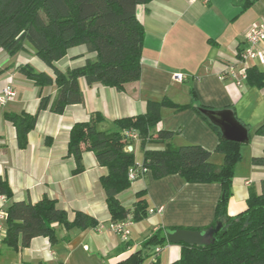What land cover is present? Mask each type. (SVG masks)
<instances>
[{
    "label": "crops",
    "instance_id": "1",
    "mask_svg": "<svg viewBox=\"0 0 264 264\" xmlns=\"http://www.w3.org/2000/svg\"><path fill=\"white\" fill-rule=\"evenodd\" d=\"M244 1L152 0L139 5L136 17L144 27L139 80L116 90L99 84L90 87L81 78L78 84L82 102L67 106L61 114L38 112L40 98L53 97L56 89L53 85L35 86L18 71L19 66L30 65L52 75L34 50L25 45L12 56L0 50V70H4L0 91L10 84L16 92L13 100L0 106V177L13 193L0 205L6 209L13 201L35 203L46 196L56 200L69 220L81 211L98 222L95 228L86 230H66L56 225L54 243L36 237L29 247L16 251L2 245L0 264H117L138 251L150 255L141 264H155L152 254L157 248L161 249L157 264H170L179 259L180 245L165 240L161 247L143 246L152 233L160 228L203 229L214 221L215 207L222 196L219 184H188L177 175L154 180L148 171L132 181L118 199L125 208H131L135 194L145 189L149 209L162 207L161 211L148 214L140 222L131 221L125 240L113 233L99 181L107 169L86 151L82 154L83 171L74 175L76 162L67 156L71 128L88 121L93 112H99L110 127L115 119L144 114L149 101L167 99L179 105L192 104L194 108L180 112L162 107L158 128L175 132L172 143L204 148L210 152V161L220 165L223 156L215 151L218 135L195 108L230 110L245 125L249 141L240 145L241 160L234 171L228 215L245 209L250 188L261 193L264 166L253 165L252 159L264 151V137L255 134L264 123V88L249 86L245 79H240L239 86L235 81L237 54L245 47L244 33L251 25L264 23V0L246 8L242 7ZM259 46L264 50V42ZM86 58L92 56L84 46L74 47L55 66L64 71L83 65ZM250 65L264 73V64L259 61ZM230 67H235L233 73ZM175 74L182 75L183 81H175ZM21 112L37 113L25 149L17 147L15 128L4 118L5 113Z\"/></svg>",
    "mask_w": 264,
    "mask_h": 264
},
{
    "label": "trees",
    "instance_id": "2",
    "mask_svg": "<svg viewBox=\"0 0 264 264\" xmlns=\"http://www.w3.org/2000/svg\"><path fill=\"white\" fill-rule=\"evenodd\" d=\"M150 1L0 0V50L12 56L24 50L26 43L33 48L36 57L51 69L52 75L38 72L30 65L19 66L18 71L35 86L53 85L54 96H42L38 112L48 110L61 114L67 106L82 102L78 84L81 78L90 87L99 84L116 90L139 80L144 27L136 17V8ZM255 1L245 0L242 7ZM78 46H84L92 58H86L81 66L59 70L55 63L62 60L69 49ZM3 72L0 70V75ZM245 80L249 86L263 88L264 73L250 65ZM162 107L174 112L194 108L192 104L179 105L163 99L149 101L144 114L113 120L110 127L99 112H93L86 122L74 124L67 144V156H72L76 162L73 174L83 171L82 154L92 152L97 163L107 169L99 181L111 222L128 218L140 222L147 218L150 209L145 189L135 194L131 208H125L118 199V195L131 186L129 169L137 166L134 142L124 135L126 130H135L141 139L138 146L142 151L138 178L150 171L154 180L177 175L188 184L217 183L222 188L212 224L192 229L204 231L222 222L213 241L204 246L180 243V257L170 264H264V181L260 194L249 189L243 211L234 216L227 212L235 167L241 160V144L223 140L220 130L201 112L206 108H195L218 135L215 151L223 156V162L217 166L210 161L209 151L198 145L175 146L172 143L175 132L158 128ZM4 118L15 128L17 147L25 149L28 134L36 125L37 113H5ZM255 134L264 137V123L256 128ZM128 146H132L131 151ZM252 164L264 166V151L262 156L252 159ZM0 195L5 199L13 197L8 182L2 177ZM5 211L6 232L2 245L14 251L29 247L36 237L56 242V225L66 230H86L98 225L95 218L81 211H76L69 220L56 200L46 196L35 203L13 201ZM174 229L177 228L156 230L143 246H163L165 230ZM149 256L138 251L117 264H141ZM152 258L157 264L156 252Z\"/></svg>",
    "mask_w": 264,
    "mask_h": 264
},
{
    "label": "built area",
    "instance_id": "3",
    "mask_svg": "<svg viewBox=\"0 0 264 264\" xmlns=\"http://www.w3.org/2000/svg\"><path fill=\"white\" fill-rule=\"evenodd\" d=\"M195 0H190V2H194ZM244 40H245V47L238 51L237 55V64L239 65L237 70V79L236 85H240V79L246 78V69L250 66V62L252 61H259L260 63L264 64V50L260 48V43L264 42V23L261 24H253L247 28L244 33ZM235 67H230L229 72L233 73ZM184 77L180 74L174 75V80L181 82L183 81ZM264 88V86H263ZM16 96V92L13 87L8 84L0 91V106H4L9 101L13 100ZM125 137L133 141L134 144H138L141 140L137 131L135 130H126L124 132ZM131 147L132 146H128ZM127 147V149H128ZM129 150V149H128ZM140 165H137L135 168H131L128 171V179L130 181H135L139 177ZM247 183V182H246ZM5 197L0 195V204L3 203ZM162 207L150 209L149 214L159 213ZM6 221V211L0 205V248L2 247V240L5 237L6 228L4 226V222ZM131 223L130 218L126 219L125 221L112 223L110 225V230L118 235L122 240H125L126 237L129 235V225ZM160 248H157L155 251L156 253L160 252Z\"/></svg>",
    "mask_w": 264,
    "mask_h": 264
},
{
    "label": "water",
    "instance_id": "4",
    "mask_svg": "<svg viewBox=\"0 0 264 264\" xmlns=\"http://www.w3.org/2000/svg\"><path fill=\"white\" fill-rule=\"evenodd\" d=\"M207 119L216 126L221 133V138L226 141H233L245 144L249 141L248 130L234 116L230 110L222 111H201ZM131 151V147H128ZM222 227V222H217L215 226L209 227L204 231L178 228L165 230V238L170 244L184 243L187 245L204 246L213 241V235Z\"/></svg>",
    "mask_w": 264,
    "mask_h": 264
},
{
    "label": "rangeland",
    "instance_id": "5",
    "mask_svg": "<svg viewBox=\"0 0 264 264\" xmlns=\"http://www.w3.org/2000/svg\"><path fill=\"white\" fill-rule=\"evenodd\" d=\"M26 45H28V47H30L31 49H33L29 44L26 43ZM173 144L179 146L178 141H176ZM182 146H186V145H182ZM133 147H134L135 162H136L137 165H139L141 163V161H142V151L140 150V148L136 144ZM217 166H219V165H217Z\"/></svg>",
    "mask_w": 264,
    "mask_h": 264
}]
</instances>
